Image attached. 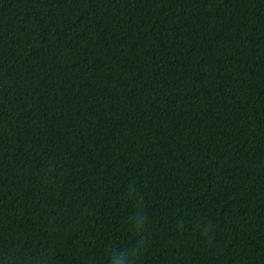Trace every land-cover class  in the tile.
<instances>
[{
    "label": "trees",
    "instance_id": "1",
    "mask_svg": "<svg viewBox=\"0 0 264 264\" xmlns=\"http://www.w3.org/2000/svg\"><path fill=\"white\" fill-rule=\"evenodd\" d=\"M0 264H264V0H0Z\"/></svg>",
    "mask_w": 264,
    "mask_h": 264
}]
</instances>
